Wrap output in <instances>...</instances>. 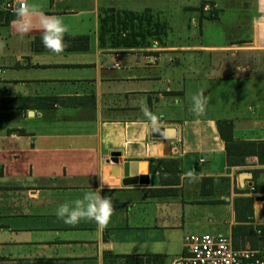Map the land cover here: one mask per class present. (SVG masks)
I'll use <instances>...</instances> for the list:
<instances>
[{
    "label": "crops",
    "instance_id": "1",
    "mask_svg": "<svg viewBox=\"0 0 264 264\" xmlns=\"http://www.w3.org/2000/svg\"><path fill=\"white\" fill-rule=\"evenodd\" d=\"M125 1L37 0L63 19L65 37L88 38L59 56L39 29L22 39L14 12H0V264H172L189 234L264 250V0H199L216 13L204 19L227 17L224 36L138 49L104 30ZM17 98L33 109H7ZM142 103L173 139L152 137ZM218 121L231 124L230 141ZM112 152L153 165L154 183L123 185ZM101 181L114 209L106 226L57 217Z\"/></svg>",
    "mask_w": 264,
    "mask_h": 264
},
{
    "label": "rangeland",
    "instance_id": "2",
    "mask_svg": "<svg viewBox=\"0 0 264 264\" xmlns=\"http://www.w3.org/2000/svg\"><path fill=\"white\" fill-rule=\"evenodd\" d=\"M202 3L199 0H126L107 16L109 22L104 30L110 39L120 41L118 46L134 49L149 47L153 42L156 46L172 42L184 44L187 36L197 37L195 40L202 38L203 42L217 41L224 36L223 19L227 17L215 21L204 19L210 18L211 11H203ZM199 21L202 29H189ZM7 103L8 107L20 104Z\"/></svg>",
    "mask_w": 264,
    "mask_h": 264
},
{
    "label": "clouds",
    "instance_id": "3",
    "mask_svg": "<svg viewBox=\"0 0 264 264\" xmlns=\"http://www.w3.org/2000/svg\"><path fill=\"white\" fill-rule=\"evenodd\" d=\"M14 15L15 19L11 23L22 39L34 29H39L42 32L41 42L45 49L57 56L64 52L67 47L64 38L68 28L61 17L46 14L37 0H18ZM4 49L5 41L0 40V53ZM191 103V111L198 118L204 114L208 99L201 91L191 96ZM141 110L146 118L142 123L155 128L158 117L143 103ZM193 123L198 125L200 121L196 119ZM184 178L190 181L197 179L194 171L185 172ZM103 189L104 185L101 181L96 191L85 192L83 197L73 201L71 206L68 203L61 204L56 210L57 217L66 224H76L87 220L94 221L100 226H106L114 209L111 199L101 195Z\"/></svg>",
    "mask_w": 264,
    "mask_h": 264
},
{
    "label": "built area",
    "instance_id": "4",
    "mask_svg": "<svg viewBox=\"0 0 264 264\" xmlns=\"http://www.w3.org/2000/svg\"><path fill=\"white\" fill-rule=\"evenodd\" d=\"M18 0L0 1V12H15ZM115 68H119L114 63ZM185 254L172 264H264V250L236 249L225 235L189 234L183 238Z\"/></svg>",
    "mask_w": 264,
    "mask_h": 264
},
{
    "label": "water",
    "instance_id": "5",
    "mask_svg": "<svg viewBox=\"0 0 264 264\" xmlns=\"http://www.w3.org/2000/svg\"><path fill=\"white\" fill-rule=\"evenodd\" d=\"M32 115L33 112L30 111L29 116ZM175 134V129L173 128H154L151 131L152 137L161 139H173ZM119 156V153L112 152L110 154V162L112 164H122L123 185L154 183L155 167L153 165H148L146 161L122 163Z\"/></svg>",
    "mask_w": 264,
    "mask_h": 264
},
{
    "label": "trees",
    "instance_id": "6",
    "mask_svg": "<svg viewBox=\"0 0 264 264\" xmlns=\"http://www.w3.org/2000/svg\"><path fill=\"white\" fill-rule=\"evenodd\" d=\"M216 13L211 11V15H210V19L211 18H215ZM11 18V17H8ZM76 42V44H70L72 42ZM64 42L67 45L66 48H72V47H79L80 49H87L88 47V38L87 37H65L64 38ZM118 45V44H115ZM126 46H130V44H126ZM11 101L14 102H20L19 106L17 105L16 107H6L7 109H22V110H26V109H33V107H29V103H31V100L28 98H17V99H13ZM34 102V101H33ZM37 104V103H35ZM40 105L37 108H49V106H51L50 103H39ZM217 127L219 130V133L221 135V137L227 142L231 140V124L227 121H218L217 122ZM226 132V134H224V131ZM19 133L21 131H18ZM162 163V161H159L158 163ZM173 163V162H171Z\"/></svg>",
    "mask_w": 264,
    "mask_h": 264
}]
</instances>
